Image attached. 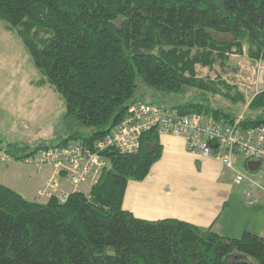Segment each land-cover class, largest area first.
<instances>
[{
    "label": "trees",
    "instance_id": "obj_1",
    "mask_svg": "<svg viewBox=\"0 0 264 264\" xmlns=\"http://www.w3.org/2000/svg\"><path fill=\"white\" fill-rule=\"evenodd\" d=\"M0 19L61 97L69 129L55 145L11 143L4 153L17 161L73 142L93 150L136 101L230 123L238 113L212 106L209 95L234 105L244 96L198 77L195 65L211 68L244 47L264 60V0H0ZM138 87L151 90L149 99L145 91L135 96ZM261 123L264 91L241 127ZM101 154L108 164L87 192L39 202L0 182V264H264V237L252 232L227 237L123 209L127 182L144 179L162 155L156 129L133 153Z\"/></svg>",
    "mask_w": 264,
    "mask_h": 264
},
{
    "label": "crops",
    "instance_id": "obj_2",
    "mask_svg": "<svg viewBox=\"0 0 264 264\" xmlns=\"http://www.w3.org/2000/svg\"><path fill=\"white\" fill-rule=\"evenodd\" d=\"M37 80L35 83L29 80L27 84L35 87V90L53 89L41 78ZM33 93L41 94L40 91ZM20 123L28 128L26 121ZM159 141L162 155L151 166L146 177L127 182L122 201L124 210L144 220H181L201 228H210L227 237L238 238L243 231L264 237V196L256 204L246 203L245 186L235 184L231 171L219 160L188 151L181 137L162 134ZM2 160L8 162V159ZM235 166L243 168L246 164L236 156ZM51 173L53 168L49 165L36 168L37 177L33 180L28 177L27 181H23L31 184L21 190L1 183L26 199L44 202L47 198L40 196L38 191ZM254 176L263 181L260 172ZM59 185L66 193L83 191V185L90 187L86 183L73 188L64 178L59 179Z\"/></svg>",
    "mask_w": 264,
    "mask_h": 264
},
{
    "label": "built area",
    "instance_id": "obj_3",
    "mask_svg": "<svg viewBox=\"0 0 264 264\" xmlns=\"http://www.w3.org/2000/svg\"><path fill=\"white\" fill-rule=\"evenodd\" d=\"M253 60L249 80H238L240 84L246 81L250 85L251 93H247L246 107L255 95L264 91V60ZM243 118L244 111L238 113L232 122L223 123L203 114H183L167 106L136 101L128 107L126 117L117 126L101 140L94 142L93 150L86 148L81 142H73L63 147L44 148L35 158L38 163L53 164V175L58 180L66 179L73 188H77L81 183L91 184L97 181L108 164L101 152L112 149L121 153H133L140 146L141 135L145 131L156 129L159 135L170 134L183 138L188 151L192 153L219 160L231 171L233 182L245 186L246 203L256 204L264 196V123L242 128ZM236 156L246 165L250 161H259V171L235 166ZM258 172L263 181L253 175ZM57 179L56 182L49 181L39 194L47 197L56 194Z\"/></svg>",
    "mask_w": 264,
    "mask_h": 264
},
{
    "label": "rangeland",
    "instance_id": "obj_4",
    "mask_svg": "<svg viewBox=\"0 0 264 264\" xmlns=\"http://www.w3.org/2000/svg\"><path fill=\"white\" fill-rule=\"evenodd\" d=\"M253 59L255 58L249 57L247 47H244L240 53L229 52L222 63L217 61L211 68L200 64L195 65L198 77L222 83L220 85L222 91L231 94L242 93L245 99L244 104L239 102L234 105L225 97L209 95L212 99V106H221L237 113L242 111L244 114L246 113L245 104L247 93H251L250 85L246 81L240 84L238 80H241L239 78L249 80ZM42 76L34 66L20 37L6 21L0 19V182L19 190L29 185L30 182H23L27 181L28 177L32 180L37 177L36 168L49 165L54 171V165L38 163L36 158H30L29 162L28 159L24 161L9 160L10 158L4 153V150L11 143L27 144L30 147L40 144L55 145L61 137H66L69 132L63 122L64 104L57 93L53 89L35 90V87L27 84L29 80L35 83V80ZM35 91H40L41 94L35 95L33 93ZM144 91L145 96L149 99L152 92L144 87H138L135 96ZM22 120L28 123L27 129L21 125ZM2 156L8 159V162H4ZM246 166L242 169L245 170ZM257 171L259 170L254 172ZM56 179L57 176L51 173L45 185L49 181L50 183L56 182ZM68 183L70 184L69 181ZM86 183L90 184V182H84L80 185ZM57 187L56 194L66 193L61 189L59 180ZM82 189L87 192L89 186L83 185Z\"/></svg>",
    "mask_w": 264,
    "mask_h": 264
},
{
    "label": "water",
    "instance_id": "obj_5",
    "mask_svg": "<svg viewBox=\"0 0 264 264\" xmlns=\"http://www.w3.org/2000/svg\"><path fill=\"white\" fill-rule=\"evenodd\" d=\"M259 161H250L247 163V168L249 171H255L259 167Z\"/></svg>",
    "mask_w": 264,
    "mask_h": 264
}]
</instances>
